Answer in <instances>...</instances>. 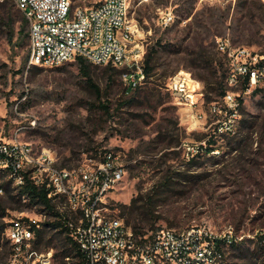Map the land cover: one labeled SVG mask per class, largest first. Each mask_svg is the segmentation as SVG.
I'll return each mask as SVG.
<instances>
[{
	"label": "rangeland",
	"instance_id": "374dc122",
	"mask_svg": "<svg viewBox=\"0 0 264 264\" xmlns=\"http://www.w3.org/2000/svg\"><path fill=\"white\" fill-rule=\"evenodd\" d=\"M72 1L90 6L100 0ZM131 5L144 33L145 58L154 52L153 74L140 87L126 90L121 74L109 79L99 66L93 73L98 94L76 61L28 67L29 41L22 44L19 34L22 11L8 0L6 10L14 19L0 26V140L46 148L65 166L99 159L105 150L117 152L126 172L108 195L110 212L141 225L144 233L165 226L232 228L242 246L229 248L227 264H264V241L259 243L264 235V78L261 91L241 93L239 116L228 120L234 129L223 132L208 105L206 120L192 119L166 88L179 70L204 78V92L210 82L224 84L229 71L224 43L264 55V0H132ZM167 14L173 18L165 23ZM214 97L218 100L212 102L224 108L223 97ZM213 137L216 149L197 152L192 160L185 143L205 147ZM168 175L174 180L164 184ZM8 190L0 195L8 212L0 225L42 217L38 205L20 200L10 183ZM133 197L139 198L134 205ZM46 238L49 244L40 249H54L50 264L77 262V251L62 229L48 227ZM1 240L6 245L0 246V257L12 263L11 244L6 235ZM256 247L259 253L254 254Z\"/></svg>",
	"mask_w": 264,
	"mask_h": 264
},
{
	"label": "built area",
	"instance_id": "2783aa9c",
	"mask_svg": "<svg viewBox=\"0 0 264 264\" xmlns=\"http://www.w3.org/2000/svg\"><path fill=\"white\" fill-rule=\"evenodd\" d=\"M28 20V67H54L78 56L95 65L111 64L123 69L124 82L137 88L147 81L144 69V33L131 14L132 0H100L90 6H74L72 0H14ZM164 17L168 23L173 17ZM221 48L229 57L226 109L206 101L202 82L186 70L168 78L166 88L173 99L187 107L192 119L206 120V106L218 115L217 129L233 130L228 120L239 116L241 93L264 78V55L248 47ZM248 79L246 87L238 89ZM188 154L201 145L185 143ZM90 157L88 163L65 166L56 155L32 144L0 140V195L6 193L5 178L16 191L32 182L48 191L54 214L12 219L6 235L12 246V263L50 264L54 249L35 248L33 224L56 220L70 243L80 252L82 264H227L225 254L234 240L233 229L217 232L209 225L176 229L161 227L151 233L137 231L107 205L109 193L126 172L120 155L108 150ZM26 199V198H25ZM43 218V219H42Z\"/></svg>",
	"mask_w": 264,
	"mask_h": 264
},
{
	"label": "trees",
	"instance_id": "16d2710c",
	"mask_svg": "<svg viewBox=\"0 0 264 264\" xmlns=\"http://www.w3.org/2000/svg\"><path fill=\"white\" fill-rule=\"evenodd\" d=\"M7 3H8V0L0 1V26L1 25H10L11 22L13 21V19H14L13 13L6 10L7 9L6 8ZM20 21H21L20 29H19L20 39H21L22 44H26V38H28V20L26 19V17H25L23 12H22V14H20ZM155 51H156V49H155ZM153 54H154V52H152V49H151V50H149L147 52V55H146V58H145L144 69H145V72H146V75H147V80H149V78L152 76L153 70H154V67H153V64H152ZM27 60H28V56H27ZM27 60H26V62H27ZM75 61L78 64L80 74L86 78L87 83L89 84V86H91L98 94H100V86L96 83V81L94 79V76H93V73H94L95 69L97 67H99L100 65H95L92 62H90L87 59H85L83 57H80V56H78ZM262 62H264V60ZM104 68H105V71L108 74L109 79L114 78V75H116V74H121L122 75L123 72H124L123 69L114 67L111 64L104 65ZM224 74H225V78H226V81L224 80L225 81L224 84L222 82H220V83H212V82H210V85H208V87H207L208 89L206 88V91L204 92V95H205L206 101L208 103H211L213 100L214 101L218 100L217 98L214 97V93L216 95L220 96V97H223L226 94V92H227V90L229 88L228 87V83H227L228 72L226 71ZM200 79L204 80V78H202V77H199V80ZM247 82H248V79L246 78L241 83V87L242 88L246 87ZM130 88L132 89V87L127 86L126 90H129ZM261 90H262V88L259 87V85L256 86L255 89H254L255 92H259ZM242 105H243V100H242V98L240 96V107H242ZM102 106L105 108L106 111L109 110L108 105H102ZM223 109H226V107L224 106ZM244 122L245 121L243 119H241V123H244ZM216 143H217V140L215 139V137L209 138L208 141H207V145L205 147L202 145L198 152H201L203 150L205 153L208 154V153H210V152H212L213 150L216 149V146H215ZM105 151H108V150H105ZM197 154L193 155L192 160H194V158H195V156ZM173 176L174 175H171V176L168 175L166 177L167 180L165 179V181H164V184H169L171 181H173L174 180ZM5 187H6V191H9L8 190L9 189V182L5 183ZM47 194H48V191L45 188H43V187L39 188L35 184H33L32 182L27 181L25 183V185L19 189V191L16 194V196H18L20 200L22 198H27V200L30 201L31 203H33L35 205H38V207H39L41 212H47L48 215L51 216L52 214H54L53 205H52L51 201L49 200ZM12 196L14 197V195H12ZM138 201H139L138 197H133L132 198L133 205L136 204ZM125 206H127V205H125ZM6 210H7V206L5 205V203L3 201V198L0 197V220H3L4 217L7 216L8 212ZM114 215H117V214H114ZM117 216L123 217L125 219V221L129 225H131L134 229H136L137 231L143 230V227H141V225H139L137 223H135V224L131 223L130 219H126L122 215H117ZM59 225H60V223L58 221H56V220H53V221L49 220V221L42 222L41 226H37L36 224H33V228L35 229L36 235H37V237H36V239L34 241L35 248L40 249V246L42 244L48 245L49 242H50L49 241L50 239L46 238L47 228L48 227L56 228ZM7 226H8V223H5L4 221H2V224L0 225V246L2 245V248H3L4 245H6V243H2L1 242L2 241L1 239L3 238V235L5 233V230H6ZM62 231H63V229H62ZM66 239L70 243L69 238L67 236H66ZM263 241H264V235L261 236V241L259 243H261ZM7 242H9V240ZM241 246H242V244L239 241L234 239L230 243L229 248L239 249V248H241ZM10 247L12 248V246H10ZM73 247L75 248L76 246H73ZM259 247L262 248V245H259ZM259 247H256L254 249V251H253L254 254L259 253V249H260ZM76 251H77L76 253H77V256H78V260H77V262L75 264H82V257L80 255V252L77 249H76ZM1 252L2 251H0V254H1ZM261 252H263V251H260V253ZM2 257L3 256L1 255L0 264H7V261H3Z\"/></svg>",
	"mask_w": 264,
	"mask_h": 264
}]
</instances>
